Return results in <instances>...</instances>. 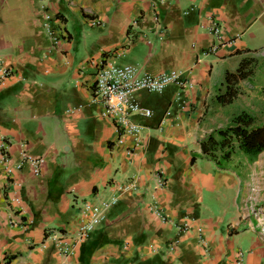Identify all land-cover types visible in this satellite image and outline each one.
Here are the masks:
<instances>
[{
    "label": "crops",
    "instance_id": "obj_1",
    "mask_svg": "<svg viewBox=\"0 0 264 264\" xmlns=\"http://www.w3.org/2000/svg\"><path fill=\"white\" fill-rule=\"evenodd\" d=\"M260 54L264 0H0V264H264V148L219 167L199 147L246 110L215 95ZM103 59L189 84L136 94L135 147L91 100ZM84 202L101 217L72 243Z\"/></svg>",
    "mask_w": 264,
    "mask_h": 264
},
{
    "label": "built area",
    "instance_id": "obj_2",
    "mask_svg": "<svg viewBox=\"0 0 264 264\" xmlns=\"http://www.w3.org/2000/svg\"><path fill=\"white\" fill-rule=\"evenodd\" d=\"M45 19L48 20V16H45ZM43 24L53 40L55 42L58 41L61 32L57 28L50 26L47 21ZM210 30L213 34H217L219 32V25L214 23ZM107 57L109 58V56ZM9 73L10 71L8 69L2 70L0 85ZM168 84H175L180 88L189 86L179 70L172 69L167 72L151 75L141 72L135 66H118L109 62L108 59H103L96 65L93 82L90 87V97L92 101L102 105L101 116L110 120L117 132L118 140L121 139L123 134H130L132 136L133 146L135 147L139 143L141 126L132 122L130 116L134 113L142 115L151 114L150 110L142 107L138 103L135 97L136 94L140 91L160 93ZM26 159L31 163L33 173H38V167L42 162V158ZM7 161V153L5 150H2L0 153V162L6 165ZM6 172H9V169L6 168ZM162 184L163 179L158 176L156 185L161 186ZM113 202L114 199H111L109 203ZM81 206L84 212L90 213V218L78 227L74 237H72V243L83 240L95 222L101 217V209L98 206L87 202L82 203ZM153 211L161 220L165 219L161 210L156 206H153ZM261 231L264 233L263 226L261 227ZM64 238L63 235H60L55 237L54 240L58 252L63 255L71 251V245H68L64 241Z\"/></svg>",
    "mask_w": 264,
    "mask_h": 264
},
{
    "label": "trees",
    "instance_id": "obj_3",
    "mask_svg": "<svg viewBox=\"0 0 264 264\" xmlns=\"http://www.w3.org/2000/svg\"><path fill=\"white\" fill-rule=\"evenodd\" d=\"M249 62L248 58L242 59L233 72L225 73L223 90L215 95L218 103L228 104L235 98L238 80L249 74ZM199 147L201 153L219 167H225L236 151L253 158L264 148V122H256L251 113L240 110L225 126L213 129L201 138Z\"/></svg>",
    "mask_w": 264,
    "mask_h": 264
},
{
    "label": "rangeland",
    "instance_id": "obj_4",
    "mask_svg": "<svg viewBox=\"0 0 264 264\" xmlns=\"http://www.w3.org/2000/svg\"><path fill=\"white\" fill-rule=\"evenodd\" d=\"M262 57L264 56L261 54L251 57L248 65L249 74L246 78L238 80L237 94L233 99L236 108H246L255 117L256 122H264V58L260 59Z\"/></svg>",
    "mask_w": 264,
    "mask_h": 264
}]
</instances>
